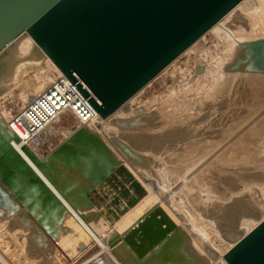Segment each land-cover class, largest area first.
Listing matches in <instances>:
<instances>
[{
	"label": "rangeland",
	"instance_id": "obj_1",
	"mask_svg": "<svg viewBox=\"0 0 264 264\" xmlns=\"http://www.w3.org/2000/svg\"><path fill=\"white\" fill-rule=\"evenodd\" d=\"M241 5L238 4L215 25L216 28L220 27L219 32L224 31L223 37L210 29L140 89L130 99L131 102L128 100L125 107L110 116V120L99 119L101 122L87 125L77 123L72 115H65L56 122L54 132L57 133L53 139L45 142L39 150L27 147L37 159L44 161L54 148L66 143L74 132L85 129L94 136L97 150H102L103 155L106 153L110 164L116 170L121 167L126 170V174L118 170L119 180L113 187L117 188L115 197L118 199L121 195L118 204L114 203L112 194L109 193V198L105 195L109 192L108 188L102 185L103 190H100L102 186H96L106 170L100 165L101 158L96 155L86 157L72 148L73 161L77 160L78 163L74 167L59 160L52 162L56 176L62 182L61 193L53 187L49 190L40 187L38 176L29 175L22 166L14 167L0 150V181L19 204L13 215L7 216L8 211H2L0 216V255L8 264H123V261L134 264L124 244L112 247L109 240L129 228L134 218L145 215L150 209L156 210L138 227L133 237H128L135 250L139 252L138 241L144 234L142 227L146 226L153 235L155 229L159 232L160 229L168 233L177 232V239L186 244L192 256L198 260L191 264L225 263L222 254L233 244L226 234L235 232L244 235L264 219V80L260 78L264 73L224 71V66L236 52L231 53L230 59L225 54L230 42L237 50L241 42L264 38V21L256 22L255 27L247 14L244 16L248 18L242 16L245 12L240 11L243 10ZM235 11L239 12L241 21L245 19L243 22L246 24L250 22L247 27L245 23L232 18L229 20ZM257 23L261 25L260 29ZM249 24L253 26L250 28ZM231 26L234 30H231ZM236 26H240L239 31L246 27L248 31L242 29L246 35L254 29L253 34L256 33L257 37L243 33L240 36L235 32L233 34L238 35L235 43L231 32H238ZM257 28L263 31L258 32ZM260 32H263L260 34L262 37L258 36ZM32 53V50L29 53L28 44L24 42L18 50L16 45L10 56V62L14 63L7 71L10 78L8 76L5 83L9 86H6V93L0 95V121H4L8 129H11V125L10 128L8 125L14 114L62 74L50 62L42 63L43 60L35 59L36 56L31 59ZM26 54L29 58H25ZM215 55L216 58H213ZM224 56L227 57L223 61L225 64H220ZM30 62L32 64L28 66ZM215 66L219 74L218 88L208 87L209 74ZM20 72L22 74L17 78L15 74ZM199 74L207 76L197 81L195 76ZM38 85L39 89L34 90ZM50 129L53 131V128ZM80 150L89 152L86 148L80 147ZM18 151L26 161L29 160L23 151ZM176 161L185 164L175 165ZM89 170L94 171L95 183L88 177L91 173ZM133 180L141 185V195L136 194ZM89 188L100 191L98 198L95 197V205L89 202L88 197L89 204L82 198ZM51 191L55 192L60 202L53 198ZM124 193L127 195L124 196ZM128 195L131 196L129 202L126 201ZM254 203L256 206L263 204L262 210ZM251 209L256 213L251 214ZM190 222L198 228L193 229ZM197 229L198 233L202 230L205 233L198 234ZM102 247H107L110 252H105ZM150 248L145 240L139 254Z\"/></svg>",
	"mask_w": 264,
	"mask_h": 264
},
{
	"label": "water",
	"instance_id": "obj_2",
	"mask_svg": "<svg viewBox=\"0 0 264 264\" xmlns=\"http://www.w3.org/2000/svg\"><path fill=\"white\" fill-rule=\"evenodd\" d=\"M241 1L243 0H0V79L7 76L6 72L12 68L14 62H10V56L18 41L30 37L34 42L31 55L38 59L49 58L76 85L100 119L105 120L125 107L140 89ZM224 71L264 73V38L241 42L232 60L224 66ZM5 90L6 87H0V95ZM0 127L3 130L0 133L2 154L14 167L22 166L29 175L38 176L40 187L46 190L53 187L63 193L62 182H59L52 162L59 160L74 167L78 164L71 155L75 150L86 157L96 155L101 158L100 165L106 170L95 185H104L109 189L105 195L109 198L110 193L114 203L120 202L121 195L118 200L115 197L117 188L113 187L119 180L118 170L121 169L123 174H126V170L124 167L116 170L106 159V153L103 155L102 150H97L94 136L85 129L74 132L66 143L54 148L44 161L37 159L24 146L26 151H23L27 152L38 172L12 145L13 141L18 140L6 127V123L0 124ZM80 147L88 149L90 153L82 152ZM89 172L88 177L95 183L94 171ZM140 186L135 182L137 195L142 194ZM88 190L82 198L87 204H97L95 197L100 191L92 188ZM118 190L120 191L119 188ZM50 193L55 200L59 199L55 192ZM130 197L128 195L126 201ZM16 208H19L18 202L0 181V216L2 211H8L7 216L13 215ZM155 210H147L127 231L117 233L109 240L110 246L124 244L135 261L134 264L197 263L198 260L192 256L186 244L177 239L175 231L168 233L163 229L164 237L154 238L153 246L139 254L150 235L148 227H142L145 236L141 234V240L138 241L139 252L133 248L128 237H133L138 224L144 223ZM226 237L233 243L223 257L227 264H264V219L244 235L234 232L226 234ZM130 245L132 249L128 247ZM122 263L125 264L124 261Z\"/></svg>",
	"mask_w": 264,
	"mask_h": 264
},
{
	"label": "built area",
	"instance_id": "obj_3",
	"mask_svg": "<svg viewBox=\"0 0 264 264\" xmlns=\"http://www.w3.org/2000/svg\"><path fill=\"white\" fill-rule=\"evenodd\" d=\"M65 115H72L77 123L87 125L100 119L76 85L60 74L11 118L8 126L11 125L10 130L18 140L13 144L21 151L24 146L34 151L41 149L56 136L55 124Z\"/></svg>",
	"mask_w": 264,
	"mask_h": 264
},
{
	"label": "bare ground",
	"instance_id": "obj_4",
	"mask_svg": "<svg viewBox=\"0 0 264 264\" xmlns=\"http://www.w3.org/2000/svg\"><path fill=\"white\" fill-rule=\"evenodd\" d=\"M239 4H242L241 6L243 7V10H240V11H242V13L245 12V13H243L242 16L245 17L246 15L244 16V14H247V15L249 16V18H248V16H246L245 18H248V20L250 19L249 21H251V23L255 24V23L258 22V21H264V0H243V1H241ZM242 7H241V9H242ZM237 11H239V10H237ZM237 11H235L236 13H233V14L230 16V19H229V20H231V18H232V20L234 19V20L237 21V22L245 23V22H243V20L245 21V19H243V20L241 21L242 17L239 16L240 14H238L239 12H237ZM242 13H241V14H242ZM228 18H229V17H228ZM225 21H226V20H225ZM249 21H248V23H250ZM229 22H231V21H229ZM246 22H247V21H246ZM248 23H247V24H248ZM258 23H259V22H258ZM258 23H257V24H258ZM263 23H264V22H263ZM263 23H262V25H264ZM220 24H221V23H220ZM227 24H228V23H227ZM229 24H231V23H229ZM234 24H236V23H234ZM239 24H240V23H239ZM247 24L245 23L244 25L246 26ZM253 24H251V25L249 24V25H250V28H251V26H253ZM260 24H261V23H260ZM232 25H233V24H232ZM244 25H243V26H244ZM249 25H248V26H249ZM234 26H235V25H234ZM256 26H257V25L255 24V27H256ZM246 27H247V26H246ZM246 27H245V29H246ZM255 27H254V28H255ZM258 27H259V29H260L261 25L258 24ZM262 27H264V26H262ZM219 28H220V27H219ZM219 28H218V27L216 28V26H215V27H212L211 29H212L213 31H215L216 33L221 34L222 37H223V35H224L225 33H224V31L219 32V30H218ZM230 28H231V30H232V28H233V30H234V27L231 26ZM250 28H249V29H250ZM236 29H238V32H237V31H233V32H231V33H232V34H233V33H234V34L237 33V34H239L240 36L243 35V34L246 35V32L243 33V30H242V29H244V28H242L241 31H239V30H240V26H238V27L236 26ZM245 29H244V31H248V30H245ZM257 29H258V28H257ZM259 29H258V32H259V31H263V30H259ZM263 29H264V28H263ZM255 30H256V28H255ZM220 31H221V29H220ZM225 31H227V30H225ZM250 31H251V30H250ZM250 31H249V32H250ZM227 32H229V31H227ZM235 32H236V33H235ZM253 32H254V29H253ZM253 32H252V33L250 32L249 34L252 35ZM258 32H257V33H258ZM241 33H243V34H241ZM262 33H263V32H260V33L258 34V36H259L260 34L262 35ZM234 34H233V37H234V39H235L234 42L236 43V42L238 41V38H236V37H238V35H234ZM249 34H247V35H249ZM255 34H256V33H255ZM255 34H253V35H255ZM230 35H231V34H230ZM247 35H246V36H247ZM256 35H257V34H256ZM256 35H255V36H256ZM261 35H260V36H261ZM226 36H227V34L225 35V37H226ZM240 36H239V38H241ZM262 36L264 37V35H262ZM262 36H261V37H262ZM216 37H217V35H216ZM256 37H257V36H256ZM245 38H246V37H245ZM248 38H250V37H247L246 39H248ZM251 38H252V37H251ZM23 39H24V38H21V39L19 40V42L17 43V50H18V47H19L20 45H22L24 42H27V44H28V50H29V53H30V51L32 50L31 47H32V46L34 47V42H33V40H32L30 37H25V40H23ZM234 39H233V40H234ZM241 39H243V37H242ZM22 40H23V41H22ZM201 40H202V39H201ZM220 40H221V39H220ZM226 40H227V39H226ZM226 40H225V41H226ZM230 40H231V39H230ZM233 40H231V41H233ZM21 41H22V42H21ZM227 41H228V40H227ZM20 42H21V44H20ZM229 42H230V41H229ZM239 42H240V41H239ZM230 43H231V44H230V47L228 48L227 53H225V54H227V57H229V56L231 57V53H232V52L234 53V52L236 51V50H235V49H236V48H235V45L232 44L233 42H230ZM194 44H195V43H194ZM194 44H192V45H194ZM228 44H229V43H228ZM192 45H191V46H192ZM212 45H213V44H212ZM191 46H190L189 48H191ZM217 46H218V44H217ZM225 47H226V46H225ZM189 48H188V49H189ZM215 48H216V47H215ZM188 49H187V50H188ZM191 51H192V50H191ZM213 51H214V50H213ZM207 52H208V51H207ZM208 54H209V53H208ZM221 54H222V53H221ZM223 54H224V53H223ZM225 54H224V55H225ZM26 55H27V56H26L25 58H29V57H28V54H26ZM217 55H219V54H217ZM217 55H215V57L213 56V58H216ZM15 57L17 58V56H15ZM31 57H33V56L31 55L30 58H31ZM227 57L224 56V58L222 59V61L220 62V64H221L223 61H225V58H227ZM230 57H229V59H230ZM213 58H212V59H213ZM218 58H220V57H218ZM218 58H217L216 60H218ZM35 59H38V58H35ZM42 60H43V62H42ZM42 60H41L42 63L50 62V64H52V66L58 71V73H61V71H60V70H59V69L53 64V62H52L49 58H45V59H42ZM210 60H211V59H210ZM226 60H227V59H226ZM219 61H220V60H219ZM219 61H218V62H219ZM216 62H217V61H216ZM15 63H16V62H15ZM17 63H18V61H17ZM17 63H16V67H18V64H19V63H18V64H17ZM42 63H41V64H42ZM31 64H32V63L30 62V63L28 64V66L31 65ZM34 64H38V63H34ZM202 64H203V63H202ZM222 64H225V63L223 62ZM217 65H219V63H218ZM220 66H221V65H219V67H220ZM16 67L14 68L15 70H16ZM26 67H27V66H26ZM194 67H195V66H194ZM215 67H216V66H215ZM14 69H13V70H14ZM23 69H24V68H23ZM23 69L21 70V72H23ZM219 69H220V68H219ZM15 70H14V71H15ZM209 70H210V69H209ZM209 70H208V71H209ZM219 71H220V70H219ZM12 72H13V71H12ZM21 72L18 73V74H15V75H17V76H16L17 78H19V75L22 74ZM220 72H221V71H220ZM7 73H8V72H7ZM13 73H14V72H13ZM172 73H173V72H172ZM214 73H217V74H215L216 76L214 75ZM9 74H10V72H9ZM9 74H7V76H5V77H3V78L0 79V87H4V86H5V87H6V86L8 87V86H9L8 84L5 83L6 80L8 79V76H9V78H10V75H9ZM206 74L208 75L209 73L206 72ZM2 75H4V74H2ZM2 75H1V76H2ZM207 75H205V74H203V75L199 74V75H196L195 77L197 78L196 80L198 81L202 76H203V78H204V77L207 76ZM209 75H211V78H210V80H209V86H208V87L213 86L212 88H216V87L218 88V86H217V85H218V78H219L218 68L216 67L214 70H212V72H211ZM221 75H222V74H221ZM221 75H220V76H221ZM223 75H224V74H223ZM223 75H222V76H223ZM230 75H231V74H230ZM212 76H213V77H212ZM16 77H15V78H16ZM209 77H210V76H209ZM224 77H225V75L223 76V78H224ZM220 78H221V77H220ZM225 78H226V77H225ZM228 78H229L228 80H229V82H230V77H228ZM232 78H233V77H232ZM255 78H256V77H255ZM260 78H263V80H264V75H260ZM49 79H50V78H49ZM196 80H195V81H196ZM225 80H227V78H226ZM255 80H256V79H255ZM42 81H43V79H42ZM7 82H8V81H7ZM38 83H39V81H38ZM40 83H41V82H40ZM203 84H205V83H203ZM227 84H229V83L227 82ZM177 85H178V84H177ZM184 85H185V84H184ZM225 85H226V84H225ZM225 85H224V86H225ZM39 86H40V85L36 86L35 89H34V88H33V89H34V90H38V89H39ZM203 86H204V85H203ZM185 87H186V85H185ZM193 87H194V86H193ZM228 87H229V86H228ZM183 88H184V86H183ZM222 88H223V87H222ZM226 88H227V86H226ZM199 89H200V88H199ZM227 89H228V88H227ZM194 90H195V89H194ZM196 90H197V89H196ZM212 90H213V89H212ZM215 90H216V89H215ZM222 90H223V89H222ZM189 91H190V90H189ZM193 92H194V91H193ZM200 92H201V91H200ZM203 92H204V91H203ZM213 92H214V91H213ZM5 93H6V92H5ZM190 93H191V92H190ZM216 94H217V93H216ZM167 95H168V94H167ZM159 96H160V95H159ZM168 96H169V95H168ZM22 99H24V98H22ZM154 101H155V100H154ZM162 101H163V100H162ZM130 102H131V100H130ZM140 103H141V102H140ZM143 103H144V101H143ZM179 103H180V102H179ZM149 105H150V104H149ZM136 106H137V105H136ZM140 106H141V105H140ZM153 106H154V105H153ZM143 107H144V106H143ZM145 107H146V106H145ZM147 107H148V104H147ZM135 108H136V107H135ZM151 108H153V107L151 106ZM114 114H115V113H114ZM128 115H130V114H128ZM111 116H112V115H111ZM117 116H118V115H117ZM119 117H120V115H119ZM123 117H124V115H123ZM124 118H125V117H124ZM124 118H122V119H124ZM108 119H109V118H108ZM189 119H190V118H189ZM106 120H107V119H106ZM109 120H110V119H109ZM99 121L101 122V120H99ZM129 121H130V120H129ZM180 121H181V120H180ZM215 121H216V120H215ZM108 122H109V121H108ZM181 122H183V121H181ZM114 123H115V122H114ZM121 123H122V122H121ZM0 124H2L1 121H0ZM101 124H102V123H101ZM107 125H108V124H107ZM111 125H112V124H111ZM120 125H121V124H120ZM132 125H133V124H132ZM169 125H170V124H169ZM184 125H185V123H184ZM118 126H119V124H118ZM189 126H190V125H189ZM111 127H112V126H111ZM211 128H212V127H211ZM176 129H177V128H176ZM110 130L113 131V128H112V129L110 128ZM114 130H115V129H114ZM146 130H147V129H146ZM146 130H144V131H146ZM106 131H107V130H106ZM138 131H139V130H138ZM147 131H150L149 133H151V130L148 129ZM154 131H155V130H154ZM169 131H170V130H169ZM2 132H3V130H2V128L0 127V133H2ZM104 132H105V131H104ZM109 132H110V131H109ZM136 132H137V131H136ZM136 132H135V133H136ZM114 133H115V132H114ZM129 133H130V132H129ZM129 133H128V134H129ZM137 133H139V132H137ZM140 133H141V132H140ZM142 133H146V132H142ZM142 133H141V134H142ZM154 133H157V132H154ZM188 133H189V132H188ZM106 134H107V133H106ZM195 134H196V133H195ZM195 134H194V135H195ZM112 135H114V134L112 133ZM125 135H127V133H126ZM125 135L123 134V136H125ZM203 135H204V134H203ZM110 136H111V135H110ZM123 136H122V137H123ZM177 136H178V135H177ZM212 136H214V135H212ZM126 137H128V136H126ZM132 137H133V136H132ZM187 138H188V137H187ZM117 139H118V138H117ZM197 141H198V140H197ZM199 141H200V140H199ZM194 142H195V141H194ZM196 143H197V142H196ZM17 144H18V143H17ZM22 149L25 150V148H23V147H22ZM189 149H190V148H189ZM189 149H188V150H189ZM23 150H22V151H23ZM25 151H26V150H25ZM170 151H171V150H170ZM173 151H174V150H173ZM191 152H193V151H191ZM23 153L25 154V156L27 157V159H29V160H28V163L30 164V163H31V158H29V157L27 156V152H24V151H23ZM175 153H176V151H175ZM193 155H194V154H193ZM190 160H191V159H190ZM181 163H182V164H181ZM174 164H175V165H177V164H178V165H179V164L183 165V164H185V162H177V161H176V163H174ZM31 165L33 166V168H34L35 170H37V171L39 172V170L36 169V167L34 166V164L31 163ZM187 165H188V164H187ZM186 167H187V166H186ZM188 167H189V166H188ZM188 167H187V168H188ZM184 168H185V167H184ZM184 168H183V169H184ZM175 170H176V169H175ZM165 171H166V170H165ZM165 176H166V175H165ZM204 176H205V175H204ZM158 178H159V177H158ZM167 179H168V178H167ZM183 179H184V178H183ZM160 181H161V180H160ZM162 181H163V179H162ZM194 181H196V180H194ZM163 182H167V181L164 180ZM189 183H190V182H189ZM154 184L156 185V181L154 182ZM196 184H197V183H196ZM181 186H182V185H181ZM216 187H217V186H216ZM200 188H201V187H200ZM192 189H193V188H192ZM165 191H166V190H165ZM186 191H187V190H186ZM191 191H192V190H191ZM194 191H195V189H194ZM207 191H208V189H207ZM199 193H202V191L199 192ZM199 193H198V194H199ZM211 193H212V192H211ZM240 193H241V192H240ZM204 195H205V194H204ZM172 196H173V195H172ZM199 196H200V195H199ZM202 196H203V195H202ZM194 198H195V197H194ZM202 198H203V197H202ZM252 198H253V197H252ZM200 199H201V197H200ZM178 200H179V199H178ZM253 200L255 201L254 198H253ZM253 200H252V201H253ZM128 202H129V201H128ZM208 202H209V201H208ZM196 203H197V202H196ZM220 203H221V202H220ZM256 203H257V201H256ZM260 203H261V202H260ZM260 203H259L260 206H259V205L256 206L257 204L255 205V203H254V206L259 207V209H261V208L263 207V204L261 205ZM181 204H182V203H181ZM217 204H218V203H217ZM219 207H220V206H219ZM256 207H255V209H256ZM220 208H221V207H220ZM215 209H216V208H215ZM185 210H186V209H185ZM217 210H218V209H217ZM219 210H220V209H219ZM261 210H262V209H261ZM195 212H197V211L195 210ZM146 213H147V212H146ZM216 213H217V212H216ZM250 213H251V214H255L256 212H255L254 209H253V210L251 209ZM197 214H198V213H197ZM215 215H216V214H215ZM218 215H219V214H218ZM143 216H144V215H143ZM143 216H141V217H143ZM177 216H178V215H177ZM141 217H136V218H134L133 221H132V223H131V225H130V227H131L132 225H134L135 222L137 221V219L139 220ZM193 217H194V216H193ZM193 217H192V218H193ZM196 217H197V216H196ZM175 218H176V217H175ZM198 218H199V217H198ZM198 218H197V219H198ZM147 219H148V218H147ZM176 219H177V218H176ZM177 220H178V219H177ZM189 220H190V219H189ZM192 220H193V219H192ZM209 220H210V219H209ZM246 220H247V219H246ZM71 221H72V220H71ZM179 221H181V220H179ZM194 221H195V220H194ZM198 221H199V220H198ZM198 221H197V222H198ZM144 222H145V221H144ZM243 222H245V220H244ZM247 222H248V221H247ZM136 223H137V222H136ZM190 223L192 224L193 222H190ZM210 223H211V222H210ZM142 224H143V223L138 224V226L136 227V229H135L133 232H135V231L138 229V227H139L140 225H142ZM186 224H187V223H186ZM194 224H195V223H194ZM199 224H200V223H199ZM212 224H213V222H212ZM243 224H244V223H243ZM248 224H249V223H248ZM188 225H190V224L188 223ZM192 225H193V224H192ZM192 225H191V226H192ZM204 225H205V224H204ZM245 225H246V223H245ZM249 225H250V224H249ZM254 225H255V223H254ZM96 226H97V225H96ZM185 226H186V225H185ZM193 226H194V225H193ZM193 226H192V227H193ZM200 226H201V225H200ZM210 226H211V225H210ZM212 226H213V225H212ZM214 226H215V225H214ZM130 227H129V228H130ZM195 227H197V226H194L193 229H195ZM205 227H207V226L205 225ZM129 228H127L126 230L122 231L120 234H123V233H124L125 231H127ZM159 228H160V227H159ZM197 228H198V227H197ZM202 228H203V227H202ZM212 228H213V227H212ZM217 228H218V227H217ZM246 228H247V227H246ZM250 228H251V227H250ZM189 229H190V228H189ZM199 229H200V228H199ZM247 229H248V228H247ZM195 230H196V229H195ZM197 230H198V229H197ZM229 230H230V229H229ZM250 230H251V229H250ZM190 231H191V229H190ZM190 231H189V232H190ZM192 231H193V230H192ZM192 231H191V232H192ZM231 231H232V230H231ZM198 232H199V230L197 231V233H198ZM202 232H204V231L202 230ZM202 232H200V233H202ZM160 233H161V234H160ZM200 233H198V234H200ZM204 233H205V232H204ZM150 235H151V236H150ZM150 235H149V236L147 237V239H146V244H147L148 246H150V247H152L153 244H154V243H153V242H154V241H153L154 238L157 239V237H158V238H160V237H161V238L164 237V233H163V231H162L161 229H160V232H159L157 229H155V234H154V235L152 234V231H151ZM202 235H203V234H202ZM206 235H207V234H206ZM153 236H154V237H153ZM204 236H205V235H204ZM205 237H207V236H205ZM145 238H146V237H145ZM203 238H204V237H203ZM201 241H202V240H201ZM199 242H200V241H199ZM102 248H103L102 250H104L105 252H110L109 249H108L107 247H102ZM230 248H231V247H230ZM228 250H229V249H228ZM108 254H109V253H108ZM111 255H112V254H111ZM224 255H225V253H224ZM224 255L222 254L223 257H224ZM222 256H221V257H222ZM108 257H109V256H108ZM111 258L113 259L112 256H111ZM115 261H116V260H115ZM116 262H117V261H116ZM0 264H8V262L6 261V259L3 258L1 255H0ZM223 264H226V263H223Z\"/></svg>",
	"mask_w": 264,
	"mask_h": 264
}]
</instances>
